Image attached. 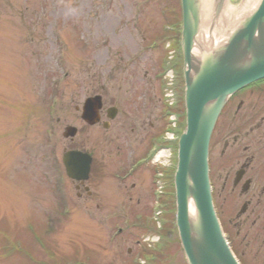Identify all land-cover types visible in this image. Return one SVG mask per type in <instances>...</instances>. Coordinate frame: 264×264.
<instances>
[{
	"label": "rangeland",
	"instance_id": "rangeland-1",
	"mask_svg": "<svg viewBox=\"0 0 264 264\" xmlns=\"http://www.w3.org/2000/svg\"><path fill=\"white\" fill-rule=\"evenodd\" d=\"M178 2L0 0V264H185L172 207L164 240L145 244L157 235L138 224L145 218L136 223L120 186L105 187L106 170L96 167L106 175L85 206L62 165L68 150H89L99 163L115 154L100 143L125 137L129 100L138 98L130 88L179 39ZM147 90L155 101L161 95L152 82ZM95 95L120 112L110 132L86 128L75 111ZM66 126L79 130L73 141L62 138ZM124 219L135 225L120 224L125 234L115 236Z\"/></svg>",
	"mask_w": 264,
	"mask_h": 264
},
{
	"label": "water",
	"instance_id": "water-1",
	"mask_svg": "<svg viewBox=\"0 0 264 264\" xmlns=\"http://www.w3.org/2000/svg\"><path fill=\"white\" fill-rule=\"evenodd\" d=\"M224 2L218 0L215 17ZM181 5L182 45L187 66V128L179 142L175 177L179 238L188 264H238L222 236L213 211L208 179V145L228 97L245 84L264 76V0L257 11L229 33L224 45L212 50L200 42L204 0H181ZM195 50L198 54L194 53ZM91 102L98 104V100ZM75 134V129H67L66 136ZM63 162L70 178L79 180L81 176L86 177L89 160L82 154L67 153Z\"/></svg>",
	"mask_w": 264,
	"mask_h": 264
},
{
	"label": "flooded vegetation",
	"instance_id": "flooded-vegetation-1",
	"mask_svg": "<svg viewBox=\"0 0 264 264\" xmlns=\"http://www.w3.org/2000/svg\"><path fill=\"white\" fill-rule=\"evenodd\" d=\"M144 101L150 102L148 90ZM158 109L143 112L129 134L147 143L149 132H158L151 120L158 121ZM209 169L213 204L233 253L240 264H264V79L228 101L212 136Z\"/></svg>",
	"mask_w": 264,
	"mask_h": 264
},
{
	"label": "bare ground",
	"instance_id": "bare-ground-1",
	"mask_svg": "<svg viewBox=\"0 0 264 264\" xmlns=\"http://www.w3.org/2000/svg\"><path fill=\"white\" fill-rule=\"evenodd\" d=\"M214 1L215 0H205V4H204V15L206 16L207 19H209V21L212 20V10L214 9ZM248 3L249 2H246V4H245L246 5V9L248 8ZM251 6L252 5H250V7ZM244 8H245V6H244ZM229 18L230 17H228L227 15L225 17H223L220 20L219 25H218V27L220 28L218 30L219 32L217 30H215L213 32V34L212 33H210V34L207 33V36L205 35V40H203L204 42L201 43V45L202 46H205V48H207L209 50H212V48H214L217 45L218 46L219 45L220 46L224 45L225 43H219V42H221L222 37H223V35L221 33V29H223V31H224V28L226 27V26L224 27V25H227L228 22H230V19ZM235 20H236V18L233 19V21H235ZM191 214H193V211L192 210H191Z\"/></svg>",
	"mask_w": 264,
	"mask_h": 264
}]
</instances>
